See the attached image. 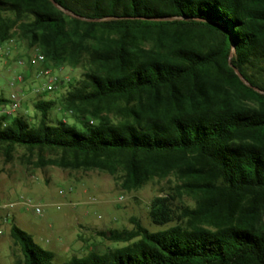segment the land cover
I'll list each match as a JSON object with an SVG mask.
<instances>
[{
  "label": "trees",
  "instance_id": "16d2710c",
  "mask_svg": "<svg viewBox=\"0 0 264 264\" xmlns=\"http://www.w3.org/2000/svg\"><path fill=\"white\" fill-rule=\"evenodd\" d=\"M54 1L0 0V45L17 29L46 64L84 70L60 102L74 123L52 122L43 99L37 124L1 116L0 160L51 153L124 191L176 179L151 203L166 229L133 219L100 233L123 246L65 264H264V0ZM10 235L14 264H53L16 224Z\"/></svg>",
  "mask_w": 264,
  "mask_h": 264
},
{
  "label": "rangeland",
  "instance_id": "374dc122",
  "mask_svg": "<svg viewBox=\"0 0 264 264\" xmlns=\"http://www.w3.org/2000/svg\"><path fill=\"white\" fill-rule=\"evenodd\" d=\"M18 35L15 29L10 55H0V95L9 98L10 82L22 76V82L17 85L22 105L16 115L37 124L40 114L35 104L43 99L58 104L50 113L52 122L64 120L73 124L72 117L62 113L60 102L68 92V82L80 80L84 70L46 63L26 64L35 49ZM47 72L64 82L63 86L46 96L37 95L34 90L48 82ZM56 158L58 156L51 153L30 155L20 148L12 162L6 163L5 158H1L0 206L22 203V198H30L42 208V214L37 215L21 204L12 210L0 209V264H14L15 259L21 257L20 247L10 235L13 224L32 236L41 248L53 252V264H65L73 257H82L92 251L104 253L123 246L108 241L100 233L131 230L133 219H138L151 232L168 227L154 225L150 209L156 197L171 192L175 178L154 180L140 190L124 191L115 178L106 173L72 171L51 165ZM184 202L192 204L188 198Z\"/></svg>",
  "mask_w": 264,
  "mask_h": 264
},
{
  "label": "built area",
  "instance_id": "2783aa9c",
  "mask_svg": "<svg viewBox=\"0 0 264 264\" xmlns=\"http://www.w3.org/2000/svg\"><path fill=\"white\" fill-rule=\"evenodd\" d=\"M13 43H14V40L11 39L5 45H0V55L5 56V57L9 56ZM35 63H40V64L45 63L44 56L39 50H34L33 56L26 59V64H35ZM47 78H48L47 84L41 87H37L34 90V93H36L37 95L44 94L46 92L51 93V92H54L58 88L59 80L56 76H53L47 72ZM22 80H23L22 76H19L10 82L9 87L12 90V92L8 98L9 103L7 105L0 106V117L1 116L13 117L21 109V105H22L21 96L22 95L17 85H19L22 82ZM60 194L64 196L65 192L60 191ZM21 200H22V203L19 202V203H13V204L0 206V209L12 210L17 205L21 204L23 207H26L27 209L34 210V212L37 215L42 214V208L38 204H36L32 199L22 198Z\"/></svg>",
  "mask_w": 264,
  "mask_h": 264
},
{
  "label": "water",
  "instance_id": "95a60500",
  "mask_svg": "<svg viewBox=\"0 0 264 264\" xmlns=\"http://www.w3.org/2000/svg\"><path fill=\"white\" fill-rule=\"evenodd\" d=\"M51 1L53 2V4H54L55 6H57V4H56V2H55L54 0H51ZM236 73H237V75L243 80V77H242V75L240 74V72L236 70Z\"/></svg>",
  "mask_w": 264,
  "mask_h": 264
}]
</instances>
